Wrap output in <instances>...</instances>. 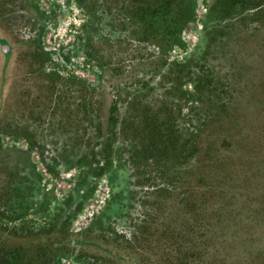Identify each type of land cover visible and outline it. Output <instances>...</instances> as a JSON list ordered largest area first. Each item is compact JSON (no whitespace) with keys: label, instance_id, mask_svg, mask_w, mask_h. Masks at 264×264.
Here are the masks:
<instances>
[{"label":"rangeland","instance_id":"374dc122","mask_svg":"<svg viewBox=\"0 0 264 264\" xmlns=\"http://www.w3.org/2000/svg\"><path fill=\"white\" fill-rule=\"evenodd\" d=\"M260 1L0 0V225L82 241L56 264H264Z\"/></svg>","mask_w":264,"mask_h":264},{"label":"trees","instance_id":"16d2710c","mask_svg":"<svg viewBox=\"0 0 264 264\" xmlns=\"http://www.w3.org/2000/svg\"><path fill=\"white\" fill-rule=\"evenodd\" d=\"M131 1V7L128 6L131 12H129V16H131V18L142 20L146 17L152 18L154 15L165 14L167 8H169L175 0ZM237 1L242 3L244 0ZM261 3H264V0H261L260 4H255L261 5ZM0 39L3 41L1 36ZM4 57L8 59L9 55L5 53ZM6 64L7 63H5L4 66H6ZM1 78L3 79L2 76ZM2 79L0 81V86L4 83ZM43 234L45 233L32 230L23 234L22 229L9 230L0 225V264H56L58 257H61V255L67 252L69 248L82 244V241H74L69 234L62 237L59 236L58 238L47 235L43 237ZM149 246H155V243ZM95 248L102 252H108L110 255L113 253L112 249L105 245L100 246L99 244H96ZM157 255L158 253L154 254L151 247L145 248L143 257L140 258L139 255L137 259L134 258L132 261L129 256H125V262L132 261L131 264H156ZM117 256L124 258V255L121 254V252H118ZM121 261L123 264H126L123 260Z\"/></svg>","mask_w":264,"mask_h":264}]
</instances>
